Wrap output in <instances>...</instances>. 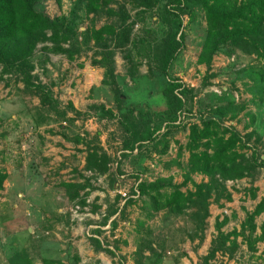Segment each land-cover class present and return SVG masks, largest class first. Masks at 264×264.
Wrapping results in <instances>:
<instances>
[{"label":"rangeland","instance_id":"374dc122","mask_svg":"<svg viewBox=\"0 0 264 264\" xmlns=\"http://www.w3.org/2000/svg\"><path fill=\"white\" fill-rule=\"evenodd\" d=\"M115 1L118 5L124 4L134 25L130 43L115 50L114 85L104 80L103 69L91 63L99 59L94 55L96 49L82 52L73 62L46 53L41 46L34 54L33 74L51 91L52 98L58 102L57 111L65 113V118H60L51 105H42L40 97L24 89L22 83L0 78V170L7 174L0 193V264H44L46 261L136 264V260L141 264H196L199 257L206 255L217 234L214 229L217 219L228 220L223 232H239L245 214L264 201V172L254 184L257 188L254 200L247 192L249 180L227 183L232 202L210 205L204 241L198 245L197 241L190 242L187 238L192 228L189 210L181 215L167 210L153 213L148 209L149 199L132 196L139 182L162 184L161 192L172 190L168 182L180 187L183 193L192 191L189 183L182 186L189 157L185 146L201 127V120L213 116V111L228 98L235 106H244V110L234 119L229 113L214 116L219 126L234 128L244 138L250 132L264 137V82L259 78L260 72H264V63L240 54L236 48L240 42H236L232 49L223 48L214 56L208 72L213 77L202 88L207 71L205 66L197 64V57L206 26L202 12L195 10L193 20L182 15L184 46L167 76L160 75L154 57L149 60L128 50L133 41L143 39L151 43L154 54L159 51L163 42V26L158 20L162 6L135 21L138 10L123 0ZM118 5L110 8L116 9ZM84 7L83 0H62L59 5L54 0H46L37 9L51 19H67L79 36L112 22L104 11L86 15ZM169 80L198 91L173 124L165 121L167 109L162 94ZM117 93L121 94L119 104L115 103ZM69 104L78 115L68 108ZM123 115L136 125L143 122L159 126L155 138L159 141L166 135V153L160 155L153 151L154 143H145L141 155L135 150L125 152L127 156L122 157ZM80 139L87 145L78 142ZM254 140L252 137L248 142L250 148ZM86 146L90 150L101 149L109 160L104 175L92 177L83 170ZM261 158L264 161L263 155ZM84 179L93 190L80 191L79 197L71 202L61 184H82ZM191 179L196 184L206 181L198 175ZM163 180L165 183H160ZM85 193H89L86 198ZM116 195L120 197L119 208L129 198L134 203L122 217L112 218H116V230L110 229L109 222L98 228L106 210L105 200L112 203ZM255 223L258 228L264 226V213ZM96 229L102 232L99 240L105 249L114 252V258L93 251L89 239L95 236ZM237 243L239 248L234 259L219 254L213 264H264V243L257 245L255 253L247 251L241 238ZM136 251L139 256L135 255Z\"/></svg>","mask_w":264,"mask_h":264},{"label":"trees","instance_id":"16d2710c","mask_svg":"<svg viewBox=\"0 0 264 264\" xmlns=\"http://www.w3.org/2000/svg\"><path fill=\"white\" fill-rule=\"evenodd\" d=\"M41 1L46 0H0V78L6 77L22 83L24 89L40 97L42 105H51V109L58 113L60 118H65V113L57 111L58 102L52 98L51 91L38 82V78L33 74L32 59L37 48L41 46L42 51L63 56L69 62L75 61L82 52L96 49L95 51L98 52L94 51V55L99 59H93L91 63L103 69L104 80L111 81L114 85L115 50L122 49L130 43L134 22H130L124 4L118 5L115 0H83L86 15H96L104 11L105 16L111 18L112 22L79 36L67 19H51L38 10L37 6ZM54 1L57 5L62 2V0ZM123 2L138 10L135 21L142 20L148 12L162 6L158 20L163 26V42L159 51L154 54L151 43L143 39L133 41L128 50L130 53L135 51L139 57L149 60L154 57L160 75L167 76L170 65L184 46L185 39L181 32L182 15H188L193 20L196 15L195 10L202 12L206 26L201 51L197 57V64L205 66L207 71L202 88H206L213 77L208 72L214 56L223 48L232 49L236 42H240L236 47L240 54L254 57L264 63V0H123ZM114 4L118 7L110 8V5ZM90 44H93V47H90ZM259 78L264 82V72H260ZM162 94L166 100L165 121L173 124L176 123L178 115L185 110L186 103L190 104L198 91L188 89L178 81L169 80ZM120 102H122L121 94L117 93L115 103ZM68 108L74 112L70 104ZM243 110L244 106L237 107L234 101L228 98L213 111V116L201 120V127L196 131L195 136L188 140L185 146L189 156L186 164L187 174L182 186L189 183L192 191L183 193L180 187H173L168 182L172 190L161 192L164 189L162 184L139 182L131 192L132 196L149 199L148 209L153 213L167 210L181 215L185 210H189L188 217L192 228L187 233V238L190 242L197 241L198 245L204 241V229L210 216V205L221 206V202H232L227 183L247 179L250 183V188L247 190L250 199L254 200L256 197L257 188L254 184L259 180L261 172H264V161L261 158L262 155L264 156V137L261 138L256 136L255 132H250L244 138L234 128H221L214 119V116L228 113L234 119ZM121 124L125 132L122 157L127 156L125 152L132 153L135 150L140 151L138 154L141 155L142 145L145 143H154L153 151L160 155L166 153L168 149L166 135L164 134L159 141L155 138L160 130L159 126H150L143 122L142 125H136L128 121L126 115H123ZM252 137H255V140L250 148L248 142ZM78 142L84 143V140L80 139ZM258 147L261 148L260 151ZM86 148L88 151L83 170L91 173L92 177L104 175L108 171L109 160L105 159L101 149L95 151L97 148L91 150L88 146ZM244 150L250 153H243ZM194 175L202 176L206 181L196 184L191 179ZM6 180L7 174L0 170V193ZM111 182L114 183L113 179ZM61 186L67 191L71 202L79 197L80 191L93 190L87 179H84L82 184L62 183ZM111 189H113L112 185ZM88 195L89 193H85L84 198ZM83 199L80 200L82 205H84ZM119 201L118 195L114 197L112 203L109 199L105 200L106 210L98 228L106 226L109 222L110 229L116 230V218H112L116 215L122 217L125 210L134 203L129 198L119 208ZM263 213L264 201H260L252 212L245 214L239 232L236 230L230 233L223 232L222 228L228 220L217 219L214 224L217 234L210 242L206 255L199 257L196 264H213L219 254L234 259L239 248L238 238H241L249 253H255L257 245L264 243V226L258 228L255 223L256 218ZM93 234L99 237L102 232L96 229ZM96 237L89 239L93 251L103 252L114 258V252L105 249ZM135 255L139 256V251H136ZM135 263L141 264V261L136 260ZM44 264H52V262L46 261Z\"/></svg>","mask_w":264,"mask_h":264},{"label":"crops","instance_id":"0c3cea01","mask_svg":"<svg viewBox=\"0 0 264 264\" xmlns=\"http://www.w3.org/2000/svg\"><path fill=\"white\" fill-rule=\"evenodd\" d=\"M94 237H96V236H94ZM96 238H98V239H99V237H96Z\"/></svg>","mask_w":264,"mask_h":264},{"label":"built area","instance_id":"2783aa9c","mask_svg":"<svg viewBox=\"0 0 264 264\" xmlns=\"http://www.w3.org/2000/svg\"><path fill=\"white\" fill-rule=\"evenodd\" d=\"M123 196H125V195H123Z\"/></svg>","mask_w":264,"mask_h":264}]
</instances>
